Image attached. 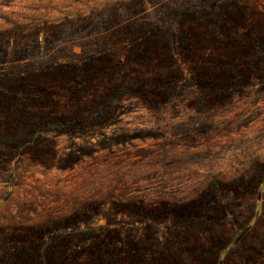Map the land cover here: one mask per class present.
I'll return each instance as SVG.
<instances>
[{"label": "rangeland", "instance_id": "374dc122", "mask_svg": "<svg viewBox=\"0 0 264 264\" xmlns=\"http://www.w3.org/2000/svg\"><path fill=\"white\" fill-rule=\"evenodd\" d=\"M219 261L264 264V0H0V264Z\"/></svg>", "mask_w": 264, "mask_h": 264}, {"label": "trees", "instance_id": "16d2710c", "mask_svg": "<svg viewBox=\"0 0 264 264\" xmlns=\"http://www.w3.org/2000/svg\"><path fill=\"white\" fill-rule=\"evenodd\" d=\"M145 20V19H144ZM137 20H136V18H132V19H130V20H128V22L130 23L131 22V27H133L134 26V24H135V22H136ZM143 21V19H141V22ZM130 27V29L128 30V31H130V32H128L129 33V35L128 36H125L126 34H124V33H126L125 31H121V35L122 36H120V37H122V38H127V37H131V36H135L136 34H138L139 32H140V30H131L132 28ZM106 36V34H104V35H100V36H98V39H97V41L96 42H98V43H102L103 42V39H104V37ZM103 37V38H102ZM83 41H88V39H86V38H84V40Z\"/></svg>", "mask_w": 264, "mask_h": 264}, {"label": "water", "instance_id": "95a60500", "mask_svg": "<svg viewBox=\"0 0 264 264\" xmlns=\"http://www.w3.org/2000/svg\"><path fill=\"white\" fill-rule=\"evenodd\" d=\"M250 226H251V224H249L248 226H246V227L240 232V234L237 236V238H236L234 241L238 240V239L242 236V234H243L248 228H250ZM220 263H221V261H219L218 264H220Z\"/></svg>", "mask_w": 264, "mask_h": 264}]
</instances>
